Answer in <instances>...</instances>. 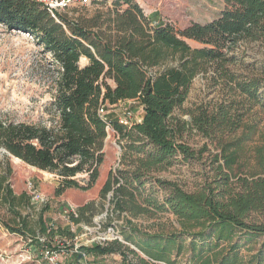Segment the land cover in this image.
<instances>
[{
  "label": "trees",
  "instance_id": "trees-1",
  "mask_svg": "<svg viewBox=\"0 0 264 264\" xmlns=\"http://www.w3.org/2000/svg\"><path fill=\"white\" fill-rule=\"evenodd\" d=\"M224 1L225 8L212 21L177 29L171 23L153 25L136 0H117L116 6L126 8L117 10L103 30L63 12L55 18L35 0H0V24L35 36L60 65L52 103L56 120L48 125L0 113V148L55 174V196L71 189L86 192L102 183L100 198L108 201L111 220L117 216L124 221L123 240L94 242L80 252L94 258L119 253L126 264H264V146H254L257 165L250 162L244 176L238 171L261 133L262 120L253 111L257 106L264 110V63L239 79L229 75L234 83L229 99L213 110L200 108L190 121L175 115L199 74L234 61L229 52L239 41L264 39V0ZM189 40L203 46L193 47ZM84 57L89 63L81 66ZM124 100L141 103L142 121L126 127L99 114L102 104ZM109 125L117 138L127 139V152L137 157L104 178ZM193 130L217 142L221 152L214 160L217 176L187 192L154 173L173 166L179 156L187 162L199 158L185 139ZM160 188L166 190L163 201L157 196ZM31 199L27 192L17 194L8 177L0 176V209L10 216L4 225L11 232L36 243L45 237L49 248L56 236L76 237L72 230L49 227L46 210L34 224L23 214ZM103 208L105 202L89 201L69 218L91 224ZM167 213L178 217L180 227L136 221Z\"/></svg>",
  "mask_w": 264,
  "mask_h": 264
},
{
  "label": "rangeland",
  "instance_id": "rangeland-1",
  "mask_svg": "<svg viewBox=\"0 0 264 264\" xmlns=\"http://www.w3.org/2000/svg\"><path fill=\"white\" fill-rule=\"evenodd\" d=\"M116 1L95 0L86 5L73 3L72 7L63 13H67L73 21H80L89 27L98 24L99 26L95 28L105 30L108 28V20L117 16V10L122 12V9L126 8L125 4L116 6ZM136 1L153 25L171 23L177 29H183L194 22H210L219 16L226 5L224 0ZM189 43L193 47L203 46L193 40H189ZM231 55H235L234 61L224 62L219 71L209 67L207 72L199 74L194 79L188 98L183 106L176 110V116L190 121L191 113L198 112L200 108L213 110L218 103L227 101L231 92L230 86L234 84L230 82L229 75H235L239 79L240 75L247 74L264 63V39L241 40L229 52V56ZM84 62L86 61L81 59V66H84ZM59 80V63L35 36L27 32L9 31L6 26L0 24V113L17 121L51 124L57 118L52 103L58 92ZM109 82L114 84L111 80ZM108 109V117L114 120H118L121 112L125 110L133 112L135 121L142 113L139 101L122 102L113 107L108 104ZM253 112H256L254 117L262 120L261 133L250 145L249 156L243 160L242 167L238 170L243 176L247 174L250 162L257 165L254 146H264V110L257 106ZM185 139L198 152L199 158L187 162L179 156L173 166L154 175L179 184L187 192H195L217 176L215 167L218 163H214V160L221 150L217 142L212 143L197 130L186 133ZM127 144V139L117 138L112 133L111 137L106 138L104 150L107 155V166L104 164L101 169L104 178L112 169L123 168L125 162L137 157L136 154L127 152ZM3 175L8 177L17 194L27 192L32 196L31 206L23 210V214H29L34 224L38 222L41 212L46 210L44 216L49 221V227L72 230L76 237L70 240L56 236L49 248L45 237L40 238L41 243H36V239L33 241L34 239L30 237L11 232L4 225V222H11L10 216L6 214L5 208L0 209V264H53L45 255L46 249L56 251L58 264H79L75 246H89L96 241L104 244L106 240H103L105 238L103 234L108 229L105 225L113 223L114 229L121 236L120 226L124 221L117 216L111 220L112 216L108 214V201H102L100 198L102 183L86 192L71 189L64 195L55 196L54 188L58 180L55 174L29 166L0 148V176ZM79 177L85 178L86 175ZM158 191L157 196L163 201L166 190L160 188ZM94 200L99 204L105 202V208L94 215L91 224L71 222L69 214L72 211H77L86 202ZM136 221L144 225L163 223L168 229H172L174 225L180 227L178 217L173 213L151 220ZM85 226L100 229L86 234ZM138 253L141 254L139 251ZM89 258L92 264H126L119 253Z\"/></svg>",
  "mask_w": 264,
  "mask_h": 264
},
{
  "label": "built area",
  "instance_id": "built-area-1",
  "mask_svg": "<svg viewBox=\"0 0 264 264\" xmlns=\"http://www.w3.org/2000/svg\"><path fill=\"white\" fill-rule=\"evenodd\" d=\"M35 1L42 4L52 14V16L57 18L58 17L57 14H61L62 12H65L68 9H70L73 3L86 5L92 3L95 0H35ZM111 106L113 107L114 105ZM98 112L102 117L107 118L109 114L108 104H102L99 107ZM118 121L120 122V124L126 127H131L135 122L140 121V118L135 121L133 112L129 110H125L121 112V115L118 117ZM107 131L109 134L113 133L114 135H117L115 129L110 125L107 127ZM84 229L86 234H90L93 233L94 230H98L100 228L99 227L91 228L85 226ZM106 230L107 232H104L103 234V236L105 237L103 240L106 241L115 240V239L122 240L121 236L119 235V232H117L114 229V226L109 227ZM96 242L102 243L100 241H96ZM80 248H81L80 245H76L75 253L80 252L79 251ZM80 254H81L80 264H92L89 258L92 255L86 254L85 252H80ZM45 255L47 258H49L52 261L53 264H58L56 262V255H57L56 251L51 249H46Z\"/></svg>",
  "mask_w": 264,
  "mask_h": 264
},
{
  "label": "crops",
  "instance_id": "crops-1",
  "mask_svg": "<svg viewBox=\"0 0 264 264\" xmlns=\"http://www.w3.org/2000/svg\"><path fill=\"white\" fill-rule=\"evenodd\" d=\"M87 58H82V60L83 61H86V62H84V65H86V64H88L89 63V61H88V59L86 60ZM131 101H133V102H135L136 100H124V101H120L119 103H122V102H131ZM141 109H142V113H141V115H140V121H142V118H143V116H144V109H143V106L141 105ZM133 248H135L134 246H133Z\"/></svg>",
  "mask_w": 264,
  "mask_h": 264
},
{
  "label": "water",
  "instance_id": "water-1",
  "mask_svg": "<svg viewBox=\"0 0 264 264\" xmlns=\"http://www.w3.org/2000/svg\"><path fill=\"white\" fill-rule=\"evenodd\" d=\"M4 152H6V150H4ZM133 247V246H132Z\"/></svg>",
  "mask_w": 264,
  "mask_h": 264
}]
</instances>
